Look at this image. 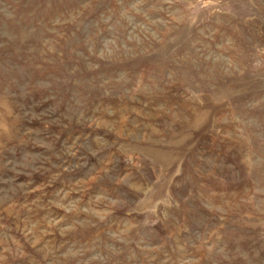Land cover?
<instances>
[{
	"label": "rangeland",
	"instance_id": "obj_1",
	"mask_svg": "<svg viewBox=\"0 0 264 264\" xmlns=\"http://www.w3.org/2000/svg\"><path fill=\"white\" fill-rule=\"evenodd\" d=\"M0 264H264V0H0Z\"/></svg>",
	"mask_w": 264,
	"mask_h": 264
}]
</instances>
